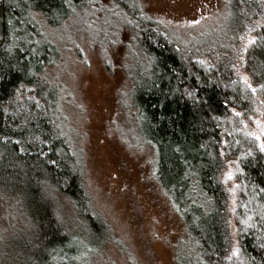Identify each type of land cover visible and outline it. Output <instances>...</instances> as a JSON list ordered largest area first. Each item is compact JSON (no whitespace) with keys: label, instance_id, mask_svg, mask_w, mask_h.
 <instances>
[{"label":"trees","instance_id":"trees-1","mask_svg":"<svg viewBox=\"0 0 264 264\" xmlns=\"http://www.w3.org/2000/svg\"><path fill=\"white\" fill-rule=\"evenodd\" d=\"M225 4L223 35L189 43L145 16L138 0H109L103 14L99 0H0V198L27 225L6 243L19 264H91L95 242L105 238L77 156L60 135L48 78L60 53L33 14L51 27L76 20L94 32L114 26L129 33L124 71L137 131L156 148L159 185L190 238L179 264H264V152L243 125L264 118V0ZM245 33L253 36L241 59L251 86L232 59ZM226 160L237 164L233 256L219 181ZM63 201L77 221L63 215Z\"/></svg>","mask_w":264,"mask_h":264},{"label":"rangeland","instance_id":"rangeland-1","mask_svg":"<svg viewBox=\"0 0 264 264\" xmlns=\"http://www.w3.org/2000/svg\"><path fill=\"white\" fill-rule=\"evenodd\" d=\"M99 2L103 14L109 0ZM138 2L145 16L174 31L184 42L221 37L226 28V0ZM33 18L60 53L48 76L58 95V117L64 130L60 135H65L77 156L91 213L105 227V238L95 242L90 263L179 264V256L190 248V238L159 185L156 148L137 131L131 85L124 71L131 45L129 33L114 26L94 32L76 20L51 27L40 14ZM252 40L250 33L243 34L232 58L238 60L236 71L248 86L241 59ZM243 125L264 152V118H245ZM236 171V162L226 160L219 174L228 197L229 256L238 253ZM63 203V215L75 222L76 211L67 201ZM17 211L10 201L0 198V264L20 261L6 244L17 231L27 228ZM83 241L85 246L91 245Z\"/></svg>","mask_w":264,"mask_h":264},{"label":"snow or ice","instance_id":"snow-or-ice-1","mask_svg":"<svg viewBox=\"0 0 264 264\" xmlns=\"http://www.w3.org/2000/svg\"><path fill=\"white\" fill-rule=\"evenodd\" d=\"M229 178H231V177H229Z\"/></svg>","mask_w":264,"mask_h":264}]
</instances>
